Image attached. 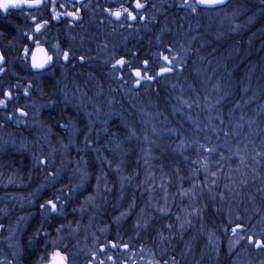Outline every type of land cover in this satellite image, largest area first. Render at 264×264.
I'll list each match as a JSON object with an SVG mask.
<instances>
[{
	"label": "trees",
	"instance_id": "16d2710c",
	"mask_svg": "<svg viewBox=\"0 0 264 264\" xmlns=\"http://www.w3.org/2000/svg\"><path fill=\"white\" fill-rule=\"evenodd\" d=\"M191 3L186 4L187 9L191 17L198 14V20L184 22L188 14L173 7L165 10L170 19L145 21L142 34H137L134 27L112 29L108 50L111 65L107 64L110 70L105 72L103 65H98L91 72L87 70L92 67L90 63L79 64L93 75L89 80L79 77L81 84L91 80L101 84L103 94H97L100 101L95 109H89L91 116L105 114L97 118L89 133L82 126L78 135V141L83 137L87 140L86 144H78L77 150L78 160L87 167L90 178L77 192L70 188L78 185V177H84L85 171L72 183L64 171L65 178L50 182L55 185L53 189L40 191L38 196L29 191L41 181L37 180V159L40 165L48 159L44 145L42 150L34 148L31 152L17 149L26 146L23 138H32V128L23 130L29 124L20 121L17 108L26 96L25 90L33 94L37 88L27 82L44 78L29 73L22 60L8 57L0 72V100L5 99L7 91L12 93L7 103L0 105V225L16 219L21 226L24 214L29 219L32 210H49L46 202L53 200L61 211L58 227L70 224L76 233L74 228L80 224L85 227L91 217L87 225L92 230L88 232L104 241L109 235L119 239V230L123 236L132 232L131 225L142 210H174L175 218L186 219L175 221L177 228L192 235V240L199 241L205 235L207 257L214 259L213 264H264V248L248 243L249 236L264 240V34L244 38L243 33L222 37L205 33L207 20L203 15L212 9L200 8L196 0ZM262 21L254 24V32L264 25ZM192 26L189 38H185L183 30ZM85 31L81 38L88 41L90 31ZM6 36L11 37V33ZM139 39L141 48L129 46ZM14 42L12 38L8 43ZM235 44L239 50L232 53ZM177 48L183 52L179 54ZM174 55L180 56L181 62L173 68L163 57L171 61ZM121 58L126 63L114 69ZM169 67L171 71L157 75L161 68ZM137 69L142 76L153 79H141L137 85ZM69 79L68 87L61 86L55 92L58 96L47 94L54 84L38 86L47 94L42 100L57 101L62 90L72 87L74 77ZM110 91L111 117L106 122L108 107L102 95ZM56 106L39 114L47 129L56 122L62 126L67 115L80 121L87 118L83 112L75 116L77 112L71 108L59 113ZM55 158L56 165L60 159ZM15 169L21 173L12 175ZM28 170L35 175L26 178ZM49 174L47 179L54 177ZM57 187L62 192L54 191ZM14 194L17 197L9 200L8 196ZM87 201L89 204H85ZM85 206L88 208L83 209ZM79 209L83 213L78 216ZM237 225L242 227L233 233Z\"/></svg>",
	"mask_w": 264,
	"mask_h": 264
},
{
	"label": "flooded vegetation",
	"instance_id": "af4514ba",
	"mask_svg": "<svg viewBox=\"0 0 264 264\" xmlns=\"http://www.w3.org/2000/svg\"><path fill=\"white\" fill-rule=\"evenodd\" d=\"M166 1V9L175 8L176 4H182L181 1L185 2ZM233 1L237 0H231L220 9L228 7ZM139 2L144 5L141 9L134 7L136 0H43L38 7L24 5L20 8H10L7 12L0 10V45L5 60L7 61L10 55L16 57L27 65L29 73L42 76L44 79L40 82H27V85L36 87L47 83L58 84L59 71L71 65L72 72L76 73L82 68L79 64L85 61L93 63L91 68L94 71L96 66L103 65L106 72L110 70L107 64L111 65L108 50L112 29L134 27L137 34H142L145 21L168 20L162 17L163 12L158 9L162 0ZM196 3L198 5L197 0ZM123 9L131 11L136 19L129 20L126 15L117 19L108 11ZM56 13H60L59 19L53 18ZM66 13H77L79 19ZM33 16L36 21L32 20ZM43 20H48L49 23L40 33H36V22ZM87 29L90 31L88 41L92 43L90 49H77L83 43L84 38L81 37ZM7 33H11V37H7ZM17 33L21 34L22 39L16 36ZM10 38L19 39V43L9 44ZM34 41H39L40 45L46 47L49 55L53 56L51 65L41 71L32 68L31 54L27 58L24 55L25 48H28L30 53L34 51ZM56 44L59 45V52L53 51L52 46ZM64 51L70 53L68 61L62 58ZM80 57L84 59L81 60ZM78 81L79 79L76 80L77 84ZM19 110L21 109H18V114L21 115ZM31 213L33 217L24 227L0 225V264H49L52 254L57 250L67 258V264H74L73 258H79V250L73 240H62L63 231L58 227L61 211L53 213L50 209H43L32 210ZM48 213L55 217H48ZM175 213L174 210H142L140 217L131 225L132 232L123 236V231L119 230V239L109 235L102 241L95 237L97 240L93 243L96 248L90 249L89 253L81 258L86 259L85 264H100L105 259L111 264H213L214 259L207 257L205 235H201L199 241L192 240V235L175 226V221L186 220L175 218ZM47 217L50 224L47 223ZM34 221L33 226L31 224ZM119 228L122 229L123 226ZM8 233L9 239L2 240ZM110 242H114L116 247L113 248ZM125 244L128 245L127 248L123 247Z\"/></svg>",
	"mask_w": 264,
	"mask_h": 264
},
{
	"label": "rangeland",
	"instance_id": "374dc122",
	"mask_svg": "<svg viewBox=\"0 0 264 264\" xmlns=\"http://www.w3.org/2000/svg\"><path fill=\"white\" fill-rule=\"evenodd\" d=\"M192 0H185L184 5H180L177 4L179 8H182L183 10V14L186 12L188 14V16H184L183 17V21L186 22V20H198L199 16L198 14H194L192 17L190 15V11L189 9H187L188 7L186 6V4L189 3V5H191ZM240 1V0H239ZM239 1L235 2L234 4L229 5L228 7L221 9H212V10H206L204 13L205 19L207 20V25L205 26V33H208L209 31L215 35V36H219L222 37L224 35H226V33H243L241 36L242 37H256V36H261L264 34V25L259 27L258 30L255 29L254 32V23L256 24V22L258 20H263L262 23L264 24V18L261 19L260 17V10L257 8V10L255 11L254 7H250V9H248V7H244V6H239L238 3ZM192 8V7H191ZM244 8V10L241 11V9ZM174 9V8H171ZM186 9V10H185ZM168 11V9H166ZM251 10V13L249 14V16H252L255 18V15H257V20H250V18L245 17V15L247 14V11L249 12ZM259 12V13H257ZM228 13V15H227ZM259 17V18H258ZM210 21V22H209ZM194 23H196V21H194ZM196 26V24L194 25ZM190 27L187 29L183 30V36L185 38H189V33L190 30H192V28L194 27ZM16 36L18 38H21V34L17 33ZM22 39V38H21ZM16 42L19 43V39H16ZM83 43L80 44L79 47H77V49L83 50L84 49H90V45L92 43H90V41H82ZM90 43V44H89ZM177 50H180L179 54H181L183 51L179 48H177ZM239 50V47L237 44L234 45V47L232 48V53H237ZM53 51H56V49L53 48ZM245 54H248V52H246ZM87 59V58H86ZM171 64H168V66H172L173 68L177 65L180 64L181 62V57L174 55L173 58H171ZM88 63V62H87ZM88 66V65H87ZM65 67L64 69L61 70L60 73V77L61 76H67L66 77H74V79L72 80V87L71 88H67L65 90V92L62 90V92L60 93V97L59 99H57V101H46V100H42L43 97H47V94L51 96H53L54 94H56L57 96L59 95V93H55V91L53 90V88L51 87L50 90L47 92L42 91L41 92V88H35V93H27V95L20 101L19 103V107L17 108V112L18 109H24L28 111V115L26 116H21L20 117V121L22 123H26L29 124V126H26L23 130H27L29 131V129L32 128V131H29L32 133V138L31 140L28 139H24L25 142L27 143L26 146H20L17 147L18 150L20 151H34L39 149L42 150L41 147L43 144H47L48 148H45V157L48 159V161H46V163H43L40 165L39 163V159H37V164H36V169L38 171V178L37 180H41L39 183L36 184V186H33L29 189V191L33 192L32 194H36V196L39 195L40 191H45L49 188L53 189L52 187L55 186L54 184H50L51 183H56L58 182L60 177L65 178L66 175L64 174V171L68 172V176L67 178L69 179L70 183L75 181V177L77 178V176H80V172L82 173L83 171L87 170V167L83 164H80L81 161L78 160V156L79 153L77 149H79L78 144H86V139L83 137L81 138L79 141L78 139V135L81 133V128L86 127L87 131L89 133L90 128H93V124H96V120L97 118H100L102 116H104L105 113H99V115H92L89 111V109L94 108L96 105L95 102L93 103V101H95V97L94 96H90L89 92L90 90H98L95 91L97 94H103L101 92V84L100 83H91L93 82V80L88 81L87 84L82 83L84 87H81L79 84H77L76 80L79 79V77H84L87 80L92 79L93 75L84 72V69L81 68L78 72H72L71 69V65L68 66V69ZM87 70H92V68L88 67ZM94 70H92L91 72H93ZM69 72H71L72 74H69ZM56 86L59 88H61V86L59 84H56ZM60 86V87H59ZM63 87H68V85H65ZM99 87V88H97ZM65 89V88H63ZM109 91V90H108ZM65 95H67L65 97ZM112 101V97H111V91L109 92V94L107 95V98L105 99V103L106 107H108V114L107 116H105V120L106 122L109 120V118L111 117V110H110V102ZM55 103L57 107V110H59V113L62 112H67L68 108H71V111L74 112L76 111L77 113H75V116L77 114H79L80 112H83V114H87V118H85V120L83 119L82 121L79 120V118H71V116L67 115V119L65 117V123L62 124V126H64L65 128H63L62 126H58V122L54 123L53 125H57V126H53L50 125V129H47L45 126H43V121L40 119L39 114L41 113V111L43 109H50L53 108L55 106ZM22 106V107H21ZM73 108V109H72ZM95 109V108H94ZM66 115V114H65ZM64 115V116H65ZM93 117V118H92ZM90 118L92 119V122L90 121ZM62 123V122H60ZM99 126H100V121L98 122ZM25 124V125H26ZM78 125H80V129L78 128ZM56 127H59V130H57ZM35 128V129H33ZM55 129L57 131H55ZM67 129V130H66ZM65 139V140H64ZM15 141V140H14ZM14 143V142H13ZM39 153V152H38ZM56 153V154H54ZM42 154L39 153V158L42 159V156H40ZM43 155V156H44ZM81 155V154H80ZM55 156L59 157L58 159H60V162H58V164L55 165V163L57 162ZM69 160H68V157ZM83 158V156H81ZM95 159H97V157H95ZM78 160V161H77ZM9 164V163H7ZM71 165L73 166V168L71 167ZM82 168V169H81ZM98 170H100V167H98ZM51 172L52 174H49V176H54L57 177L56 179H54V177H51L49 179H47V174ZM12 175H18L21 173V171L19 169H15L11 171ZM34 171L33 170H28L27 171V175L26 178H30L33 176ZM64 174V176H63ZM30 175V176H29ZM89 178L90 175L85 171V175L84 177H78V179H80L81 181H79L77 186H73L70 188L71 191H80L85 187L86 184H88L89 182ZM76 184V183H75ZM96 186H94V190H95ZM60 191L62 192V190L60 189V187H57L54 189V191ZM66 191V190H63ZM41 192V193H42ZM74 192V193H75ZM73 193V194H74ZM10 197L9 200L14 199L15 197H17L15 194L14 195H10L8 196ZM71 197H74V195H71ZM100 200H98L99 202ZM89 201H87L85 204H89ZM84 204V205H85ZM83 205V204H82ZM94 206L96 205V203L93 204ZM98 205V203H97ZM82 207V206H81ZM80 207V208H81ZM88 207L85 206L83 207V209H87ZM95 208V207H93ZM83 212L81 211V209H79L78 211H76V214L79 216L81 215ZM31 218L33 217V213H31ZM30 217L28 219V217H26V215H23V219H22V224L21 226L18 225L17 220H10L8 225L10 226H19V227H24L27 222L30 220ZM72 217V216H71ZM78 218V222H80V217ZM48 221L50 220L49 218H47ZM92 220L91 217H89L87 219V223L86 226L83 227L81 224L78 227H75L74 229L76 230V233L72 231L71 226H67L64 227V225H62L61 227H59V230H69L71 229V231L69 232V234H63V241H66L67 239L73 240V242L76 244L75 246L78 247L79 250V258L75 257L74 259V264H85L86 263V259L85 258H81L83 255H86V253H89L90 249H94L96 248V245L93 243V241H96L97 239H95V236H93L92 232H88V230H92V228H90V225H87L90 221ZM50 224V223H49ZM96 224V223H95ZM78 229H80L79 231L82 230L81 235H78ZM10 237V234L8 233V235L3 238L2 240H8ZM60 241V240H59ZM209 247L212 245L211 242H208ZM66 246V244H65ZM3 250H7V249H1V251ZM100 264H111L110 262H108L106 259L102 260L100 262Z\"/></svg>",
	"mask_w": 264,
	"mask_h": 264
},
{
	"label": "snow or ice",
	"instance_id": "6c2138e0",
	"mask_svg": "<svg viewBox=\"0 0 264 264\" xmlns=\"http://www.w3.org/2000/svg\"><path fill=\"white\" fill-rule=\"evenodd\" d=\"M222 2H223V0H199V3L209 4V5H214V4H218V3H222ZM42 3H43V0H0V10L7 12L10 8H20L24 5H27L29 7H38ZM62 7H63V5H62ZM134 7L136 9H141L144 7V5L141 4L139 2V0H136ZM108 11L110 12L111 15H113L117 19H119L122 15H126V18L129 20H135L136 19V16L131 11H129L128 9L116 10L115 12H111V10H108ZM66 14L71 16V17H74L75 19H79V16L77 15V13H66ZM53 18L59 19L60 13H56ZM141 18L143 19V17H141ZM32 20L36 21V17L33 16ZM48 23H49L48 20H43L42 22H36L34 31L36 33H40L41 29H43ZM29 39H33V38L29 37ZM34 43L36 44L35 51H32L30 53V50L28 48H25L24 49V55L27 58L29 56V54H31V66L33 69L43 70L46 67L51 65V63L53 62V56L47 54V50L40 46L39 41H34ZM52 47L54 49H56L57 52H59V45L58 44L53 45ZM37 53H43V55L38 58ZM69 57H70L69 51H64L62 53V58L64 61H68ZM80 59L83 60L84 57H80ZM3 60H4V56H3V54H0V62H3ZM163 60L165 62H167L168 64H171L169 57L164 56ZM125 63H126V61L123 58H121V59L116 61V63L113 65V68L115 69V68H117V66L122 67ZM147 63H148L147 61L144 62L145 70L147 69ZM171 70L172 69L170 67L169 68H161L160 73H158L157 75L162 74L164 72H169ZM0 72H3V68H0ZM135 76L137 77V79H136L137 85L140 84L141 79H145L148 81H151L153 79L152 76H142L139 69H137L135 71ZM25 95H27V90H25ZM4 96H5V99L0 100V105H5L8 101V99L11 98V96H12L11 91H7L6 93H4ZM19 111H20L21 116L27 115V113H24L22 109ZM9 119H11V117H9ZM57 199H59V198H57ZM46 205L50 208L51 212H53V213L57 212V202L56 201L48 200L46 202ZM46 205L42 204L41 208H45ZM241 227H242L241 225H237L236 228L232 229L233 233H236L237 228H241ZM110 243H111V246L113 248L116 247V244L114 242H110ZM248 243L254 244V246L256 248H264V240L255 239L252 236L248 237ZM123 247L127 248L128 245L125 244V245H123ZM52 264H67V258L57 250L52 254Z\"/></svg>",
	"mask_w": 264,
	"mask_h": 264
},
{
	"label": "bare ground",
	"instance_id": "6f19581e",
	"mask_svg": "<svg viewBox=\"0 0 264 264\" xmlns=\"http://www.w3.org/2000/svg\"><path fill=\"white\" fill-rule=\"evenodd\" d=\"M240 4V5H239ZM238 5L239 6H244L245 8L246 7H248V9H250V7H254V9H255V11L257 10V8L260 10V12H261V14H260V17H261V19L262 18H264V2L262 1V0H240L239 1V3H238ZM257 8H256V7ZM166 8H167V1L166 0H162V2L160 3V5H159V10L160 11H162L163 12V14H162V17H166V19H170L169 18V16H166V14H168V13H164L165 12V10H166ZM242 10H244V8H242L241 9V11ZM181 13V12H180ZM251 13V10L248 12L247 11V14L245 15V17H247V18H250V20H257L256 18H257V15L256 14H254L255 15V18L253 17V14H252V16H249V14ZM257 13H259V12H257ZM259 18V17H258ZM175 20V19H174ZM203 20H206L205 19V16L203 15ZM259 21V20H258ZM257 21V22H258ZM255 24V23H254ZM141 40V41H140ZM142 39H139V42L137 41V40H132V42L129 44V46H131V47H142ZM144 44V47H146V45H145V42L143 43ZM153 47V46H152ZM154 48V47H153ZM11 56V55H10ZM14 58H16V57H14ZM90 65H92L93 66V63H90ZM61 73V71H59V73L58 74H60ZM70 79L68 78V77H66V76H59L58 78H57V81H58V84L60 85V86H65V85H67L68 83H70V81H69ZM78 83H80L79 81H78ZM81 84V83H80ZM79 84V85H80ZM82 85V84H81ZM44 86H47L46 84L45 85H43V87ZM50 86V85H49ZM59 86V87H60ZM52 88H53V90L56 92L57 91V89H58V87L56 86V84L54 85V86H51ZM105 87H107V85H106V83H105ZM96 91V90H95ZM94 90H90V91H88L89 92V94H90V96L92 95V96H94L96 99H95V101H93V103L95 102V104H99V99L97 98V93L95 92ZM108 94H109V92H108ZM108 94H104V95H102L103 97H104V99H106L107 98V95ZM97 106V105H96ZM44 145V148H46V144H43ZM34 175H35V173H34ZM213 261V260H212Z\"/></svg>",
	"mask_w": 264,
	"mask_h": 264
},
{
	"label": "water",
	"instance_id": "95a60500",
	"mask_svg": "<svg viewBox=\"0 0 264 264\" xmlns=\"http://www.w3.org/2000/svg\"><path fill=\"white\" fill-rule=\"evenodd\" d=\"M231 0H223V2L222 3H218V4H214V5H209V4H201V3H199V0H197V2H198V5L200 6V7H203V8H216V7H220V6H223V5H225V4H227L228 2H230ZM42 48H44V49H46V47L45 46H43V45H40ZM47 50V49H46ZM34 51H35V49H34ZM0 54H3L2 53V50H1V47H0ZM47 54L49 55V53H48V50H47ZM43 55V53H37V57L39 58V57H41ZM4 56V55H3ZM5 62V57H4V60H3V62H0V66L3 64ZM47 68V67H46ZM35 71H41V70H36V69H34ZM24 112V111H23ZM49 264H52V261L49 263Z\"/></svg>",
	"mask_w": 264,
	"mask_h": 264
}]
</instances>
